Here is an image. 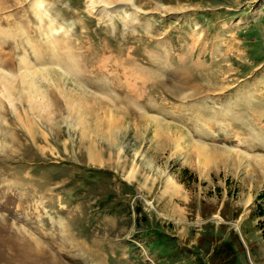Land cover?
Masks as SVG:
<instances>
[{
    "label": "rangeland",
    "instance_id": "374dc122",
    "mask_svg": "<svg viewBox=\"0 0 264 264\" xmlns=\"http://www.w3.org/2000/svg\"><path fill=\"white\" fill-rule=\"evenodd\" d=\"M261 211L264 0H0V264H264Z\"/></svg>",
    "mask_w": 264,
    "mask_h": 264
},
{
    "label": "trees",
    "instance_id": "16d2710c",
    "mask_svg": "<svg viewBox=\"0 0 264 264\" xmlns=\"http://www.w3.org/2000/svg\"><path fill=\"white\" fill-rule=\"evenodd\" d=\"M261 214H264V212H260ZM261 225H262V228L264 229V220H263V222L261 223Z\"/></svg>",
    "mask_w": 264,
    "mask_h": 264
},
{
    "label": "clouds",
    "instance_id": "9594fccd",
    "mask_svg": "<svg viewBox=\"0 0 264 264\" xmlns=\"http://www.w3.org/2000/svg\"><path fill=\"white\" fill-rule=\"evenodd\" d=\"M128 2L130 3V2H131V0H128Z\"/></svg>",
    "mask_w": 264,
    "mask_h": 264
},
{
    "label": "bare ground",
    "instance_id": "6f19581e",
    "mask_svg": "<svg viewBox=\"0 0 264 264\" xmlns=\"http://www.w3.org/2000/svg\"><path fill=\"white\" fill-rule=\"evenodd\" d=\"M3 80H6V79H3Z\"/></svg>",
    "mask_w": 264,
    "mask_h": 264
}]
</instances>
